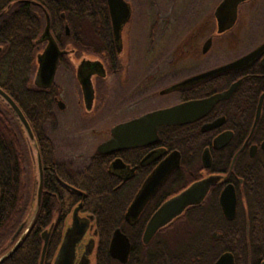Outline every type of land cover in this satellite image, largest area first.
<instances>
[{
  "label": "flooded vegetation",
  "instance_id": "1",
  "mask_svg": "<svg viewBox=\"0 0 264 264\" xmlns=\"http://www.w3.org/2000/svg\"><path fill=\"white\" fill-rule=\"evenodd\" d=\"M126 1L131 5L132 14L122 29L119 41L115 39L110 10L109 17L93 19L94 23L104 21L106 29L111 30L109 39L105 42L98 32L92 33L91 38L79 32L73 33L69 19L61 12L60 34L57 35L50 28L60 54L54 79L49 86L36 83L39 56L49 41L41 40L38 43L32 86L51 99L52 117L45 125V133L51 137L46 128L56 123L69 134H88L100 138L86 151L81 149L77 154L71 155L72 150H67L71 157L68 160L59 159L56 144L57 161L59 164L71 165L74 169L70 172L71 175L86 168L104 166L106 182L114 198L119 200L120 207L124 209L123 220L127 228L132 231L137 226L142 227L140 242L144 248L154 245L151 250L156 251L161 243L168 245L169 242L159 240V235L171 227H182L181 222L185 221L190 229L202 226L204 232L206 229L207 232L211 231L210 239L203 237L195 240L197 231L194 239L188 242V246L198 248H219V253H214L210 264H215L225 252L233 254L234 264H264V98L259 108L264 94V0H139L143 8L144 5H149L150 11L149 16L136 18L137 30L141 29L144 42L143 47L140 45L138 50L143 55V64L140 69L137 68L134 76H131L132 60L128 61L126 56L124 32L133 20L135 2ZM163 1L167 11L159 9ZM32 3L39 5L35 1ZM181 5H188L187 14L190 19L183 22V29L186 31L184 49L178 51L175 48L177 46H174L169 52V49L164 48L167 46L166 41L180 31V20L174 16V10ZM213 5L214 11H210L207 16L208 8L212 9ZM222 5L236 8V17L230 26L225 25L228 21L227 12L219 13V20L215 14L217 7ZM196 9L198 13L195 12ZM73 20L77 23L80 21L79 18ZM131 32L128 34L131 35ZM42 34L43 32L40 33V38ZM128 40L131 46H135L132 39ZM207 42L209 46L206 49L204 46ZM261 47L259 55L247 65L221 70L209 77L180 85L191 77L223 67ZM218 53L219 61L214 59V64L201 68H198L199 65L195 66L205 60L211 63L212 54L217 57ZM72 83L74 90L76 89L73 93V100L76 101L73 108L65 101ZM216 94H219V99L201 117L186 123L160 126L158 137L154 141L101 150V145L113 138V128L121 123L155 110ZM175 96L178 99L174 101ZM10 112L13 117L16 116L14 111ZM79 121L88 122L89 127L85 124L83 127H76L74 122ZM107 121L111 123L104 127L99 124ZM218 138L219 143L216 142ZM72 149L76 151L75 148ZM176 152L179 153V164L148 198L138 218L127 219L128 209L145 182L162 162ZM212 176L214 178L207 194L200 203L187 207L162 227L148 244L143 242V233L150 218L166 201L194 183ZM62 184L76 194H85L84 190ZM227 193L234 201L232 210L226 209L223 203V196ZM78 206V221L74 223V212ZM227 210L231 211L232 218L228 217ZM32 216L27 226H23L14 237L19 228L17 229L12 240L16 242L26 228V234L30 231L35 221L28 227ZM48 229L44 231L47 232ZM117 229L130 239L127 230L121 226H117L113 234ZM239 231L245 233L246 241L240 242ZM79 232L82 235L75 237V250L69 261L80 264L89 259V264H93L94 255L97 260L100 231L96 213L84 209L82 198L64 218L61 238L51 264H55L66 235L68 238V235L71 237L74 233L73 237L79 235ZM224 232H227L228 237L231 236L229 240L224 238ZM51 233L52 231L50 237ZM240 245L244 248L241 247L235 253L233 247ZM132 247L131 242L129 258L125 263L111 256L112 259L128 264Z\"/></svg>",
  "mask_w": 264,
  "mask_h": 264
},
{
  "label": "trees",
  "instance_id": "2",
  "mask_svg": "<svg viewBox=\"0 0 264 264\" xmlns=\"http://www.w3.org/2000/svg\"><path fill=\"white\" fill-rule=\"evenodd\" d=\"M33 1L39 5L32 3ZM10 4L13 6H9ZM2 12L0 86L18 103L34 128L44 165V191L39 212L30 231L0 264H40L44 245L42 233L46 228L52 233L44 264H51L61 238L64 218L81 198L84 209L96 213L98 219L100 243L97 264H112L109 248L117 226L126 229L130 235L133 247L128 264H210L214 257V250L211 248L192 245L193 247L187 246L183 251L176 252L171 246L161 243L158 250L145 251L148 248H144L140 242L142 227L137 226L132 231L127 228L123 220L124 209L120 207L119 200L114 198L106 182V168L99 165L71 175L74 169L71 165L59 164L56 141L45 133V125L52 117V103L48 96L33 88L32 80L35 73L34 61L39 51V35L47 25L46 15L50 17V28L57 35L60 34L59 18L61 12H64L73 33L79 32L91 38L93 32H98L105 42L109 39L111 30L106 29L104 21L94 23L93 19L109 17L107 0H0V13ZM74 18H79L80 21L77 23ZM175 48L178 50V46ZM1 103L0 257L14 246L16 242L12 240V236L21 224L26 227L33 215L39 185L36 151L17 116L13 117L8 105L3 101ZM27 165L32 167L31 175ZM62 183L84 190V196L72 192ZM239 236L240 242L246 241L243 231H239ZM241 247L243 246L233 247V251L237 253Z\"/></svg>",
  "mask_w": 264,
  "mask_h": 264
},
{
  "label": "water",
  "instance_id": "3",
  "mask_svg": "<svg viewBox=\"0 0 264 264\" xmlns=\"http://www.w3.org/2000/svg\"><path fill=\"white\" fill-rule=\"evenodd\" d=\"M110 15L113 22V31L115 35V39L119 41L121 39V33L124 25L129 21L132 9L131 5L126 0H108ZM228 13V21L225 25H232L233 21L236 17V8H228L224 5L221 7H217L215 14L219 20V13ZM225 26V27H226ZM69 31V27L67 26ZM48 40L49 43L44 49V52L39 56V68L36 73V83H40L44 86H49L55 75L57 61L60 54V49L53 38L50 29V17L47 14V25L45 30L43 31L42 38L39 41ZM209 42L205 44V48H208ZM204 48V49H205ZM263 47L255 50L254 52L232 62L223 67H217L210 71L201 73L194 77L189 78L187 81H183L180 85H185L190 82H194L196 80H200L206 77H209L213 74L218 73L221 70H225L233 67H241L247 65L252 61L256 56L259 55ZM88 95V93H87ZM264 98V94L262 95L261 102L259 108L262 106V101ZM219 99V94H216L209 98L204 99H195L186 101L183 103H179L173 105L168 108H163L159 110L152 111L143 115L142 117L133 119L131 121L121 123L113 128V138L108 142H105L101 145V150L106 151L109 149H116L120 147H128L139 144H146L151 141H154L158 137V128L163 125H173L179 123H186L201 117L204 113H206ZM0 100L3 101L4 104L8 105V107L14 111L16 114L23 130L25 131L27 137L32 143L34 150L36 151L35 157L37 160V176L39 179V185L36 196V203L34 208V213L32 216L31 223L28 227L31 226L32 222L35 220L39 208L41 205L42 193L44 190V167L41 152L39 149V144L34 133V130L27 119L25 113L18 105V103L13 99V97L7 93L0 86ZM260 113V111H259ZM215 125V124H213ZM219 143V138L216 140ZM264 147V142H263ZM179 164V153L176 152L172 154L171 157L167 158L164 162H162L159 168L148 178V180L143 185L142 189L135 197L134 201L130 205L127 212V219L135 220L138 218V215L148 200V198L157 190L159 185L163 182V180L169 175L173 169ZM214 177H210L208 179L199 181L188 187L182 193L172 197L168 201H166L150 218L144 233H143V242L148 244L154 235L165 225L171 222L175 217L179 216L187 207L200 203L205 195L207 194L208 188L212 179ZM223 203L225 204L226 209H231L234 201L230 199V195L228 193L223 196ZM81 206V205H80ZM78 206L74 212V223L78 221V211L80 209ZM228 217L232 218L233 215L231 211L227 210ZM24 224H22L14 237L18 235V233L23 228ZM28 228L24 230L20 238L16 241L14 246L3 256L0 257V263L7 258L21 243L23 240ZM84 231V230H83ZM51 230L43 232L44 245L42 250V256L40 260V264L45 263V256L47 252V247L49 243ZM74 234V233H73ZM72 234V235H73ZM67 238V235L64 239L62 247L57 256V260L55 264H73V261H69L70 257L74 253L75 248L73 247L75 237L81 236L82 232H79V235H74L73 237ZM131 251V241L127 234L123 233L120 229H117L112 237L109 252L113 258L119 259L121 262L125 263ZM90 260H83L80 264H89ZM215 264H234V256L231 252L223 253Z\"/></svg>",
  "mask_w": 264,
  "mask_h": 264
},
{
  "label": "rangeland",
  "instance_id": "4",
  "mask_svg": "<svg viewBox=\"0 0 264 264\" xmlns=\"http://www.w3.org/2000/svg\"><path fill=\"white\" fill-rule=\"evenodd\" d=\"M179 1H183V0H179ZM135 2V5H134V10H133V20L131 22V24H129L127 27H126V30L124 32V35H125V48H126V56H127V60L131 62L132 60V66H133V69L131 71V76H134L135 75V72L137 70V68L140 69V65L143 64L142 62V59H143V55H141L139 53V48H140V45H142L143 47V42H144V38H143V35H142V31L141 29L137 30V26H136V18H140V17H143V16H149V11H150V8H149V5H144V8L141 6V3L139 2V0H134ZM181 4V3H180ZM187 6H177L175 8V17L177 19H179V24L181 25L180 26V29L178 28V30H180L178 33H176V35L174 34L172 39L171 40H168L166 41V45L165 46V50L169 49V52L170 50H172L174 48V46H178V49L179 50H183L184 49V46H181L184 44V41L186 40V36H185V29H183V25L184 23L183 22H187L189 21V15L187 14ZM167 7L165 6V3L164 1L160 4V7L159 9H163L165 11H167L166 9ZM215 9V5L212 6V9L209 7L208 8V11H207V16H209V12L211 11H214ZM154 12H155V9H154ZM195 12H199L198 9L195 10ZM151 13H153V10L151 8ZM193 16V14H192ZM136 26V27H135ZM133 30V31H132ZM132 31V32H131ZM128 32H131L132 34H128ZM94 33V32H93ZM128 38L132 39L133 41V44L135 46H131L130 45V41L128 40ZM101 39V37H100ZM219 43V42H218ZM217 43V44H218ZM178 50V51H179ZM214 50V49H213ZM212 50V51H213ZM131 52V53H130ZM213 53V52H211ZM179 54V53H178ZM141 55V56H140ZM165 55H168V53H166ZM217 55V54H216ZM165 58V57H164ZM211 60V63L207 62V60H205L204 62H199V63H196L195 66H198V68H201L203 66H209L211 64H214L215 62L213 61L215 59H218L219 61V53H218V56L216 57L215 54H212V58H210ZM73 85H69V91L67 92L68 94H66L65 96V101L68 103V105H72V108L73 106L75 105V100H73V93L75 92L74 90V83H72ZM178 97L175 96L174 97V101L177 100ZM2 101V100H1ZM114 122V121H112ZM107 123H111L110 121H107V122H100L99 124L101 126L104 127L105 124ZM76 124V127H83L84 124L88 125L89 127V124L88 122L85 121L84 122H74V125ZM62 126V125H61ZM55 127H57L58 129L56 130ZM47 132L49 133V135H51V137L56 141V144L58 146V157L60 160H68L70 159L71 157H69L68 155V151L67 150H72V154L71 155H74V154H77L78 153V150H81V149H84L83 151H86L88 149L89 146H92L93 144H95L100 138H94L88 134H84V135H73L72 133H67V132H64L61 127H58L56 123H53L52 125H50L49 127L46 128ZM71 148V149H70ZM72 148H75L76 151ZM27 169H28V173L29 175L32 174V167H30V165H27ZM37 172V170H36ZM31 173V174H30ZM37 174V173H36ZM185 221H182L181 224H183L182 227H179V228H170V229H167L165 232H163L162 234L159 235V240L161 242H169L168 245L171 246L176 252H181L183 251L184 248H186L188 245H189V241L191 242L192 239H194L195 237V234L196 232L198 231L197 233V238L196 239H201L203 237H208L210 239V236H211V231H208L207 232V229L206 231L204 232L202 230V226L198 228V226H195V227H190L186 225V223H184ZM202 222V220L200 221V223ZM185 226V227H184ZM198 228V229H197ZM201 228V229H200ZM200 229V230H199ZM230 236V235H229ZM231 237V236H230ZM230 237H228V234L227 232H224V238L225 239H230ZM227 240V241H228ZM154 249V245L150 248L148 247V249H146L145 251L147 250H151V249ZM214 250L213 254L215 252H218L219 253V248H214L212 249ZM216 253V254H218ZM97 263V260H96V255L93 256V264H96ZM112 264H121L119 263L118 261H112Z\"/></svg>",
  "mask_w": 264,
  "mask_h": 264
}]
</instances>
